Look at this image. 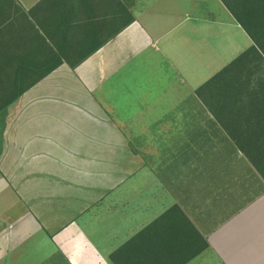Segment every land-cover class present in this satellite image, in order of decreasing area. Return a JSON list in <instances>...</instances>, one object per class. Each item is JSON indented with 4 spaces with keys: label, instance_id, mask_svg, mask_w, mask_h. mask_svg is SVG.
I'll return each instance as SVG.
<instances>
[{
    "label": "crops",
    "instance_id": "crops-1",
    "mask_svg": "<svg viewBox=\"0 0 264 264\" xmlns=\"http://www.w3.org/2000/svg\"><path fill=\"white\" fill-rule=\"evenodd\" d=\"M42 1L15 0L26 13ZM122 1L131 25L9 108L0 264H183L192 226L209 249L185 264H264V178L229 163L247 158L196 94L255 45L264 0ZM133 140L227 160L116 169Z\"/></svg>",
    "mask_w": 264,
    "mask_h": 264
},
{
    "label": "trees",
    "instance_id": "trees-1",
    "mask_svg": "<svg viewBox=\"0 0 264 264\" xmlns=\"http://www.w3.org/2000/svg\"><path fill=\"white\" fill-rule=\"evenodd\" d=\"M133 22L122 0H44L28 13L15 0H0V157L9 108L62 65L76 69ZM247 32L255 45L196 94L264 178V26ZM170 214L183 216L178 207ZM191 229L183 264L209 249Z\"/></svg>",
    "mask_w": 264,
    "mask_h": 264
},
{
    "label": "rangeland",
    "instance_id": "rangeland-1",
    "mask_svg": "<svg viewBox=\"0 0 264 264\" xmlns=\"http://www.w3.org/2000/svg\"><path fill=\"white\" fill-rule=\"evenodd\" d=\"M119 26H122V24ZM134 131L136 130L134 129ZM159 144L161 143L131 141L130 145L136 157L118 158L116 169H135L138 167H140L139 169H220L224 164V160H227L226 156L224 158L221 155L189 157V155L186 156L187 152H181L179 156H175L173 152L164 154L159 151ZM230 162L231 165L243 166L245 169L252 166L248 160L244 163H238L236 159Z\"/></svg>",
    "mask_w": 264,
    "mask_h": 264
}]
</instances>
